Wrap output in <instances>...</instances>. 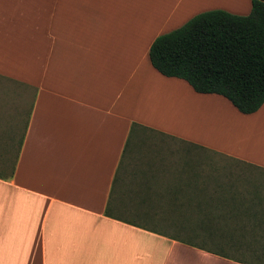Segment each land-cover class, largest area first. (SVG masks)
Masks as SVG:
<instances>
[{
    "label": "crops",
    "instance_id": "1",
    "mask_svg": "<svg viewBox=\"0 0 264 264\" xmlns=\"http://www.w3.org/2000/svg\"><path fill=\"white\" fill-rule=\"evenodd\" d=\"M211 9L251 0H0V264H244L163 230L264 198V103L241 113L149 60Z\"/></svg>",
    "mask_w": 264,
    "mask_h": 264
},
{
    "label": "trees",
    "instance_id": "2",
    "mask_svg": "<svg viewBox=\"0 0 264 264\" xmlns=\"http://www.w3.org/2000/svg\"><path fill=\"white\" fill-rule=\"evenodd\" d=\"M149 60L161 74L184 79L196 92L222 95L244 114L257 111L264 103V0H251L245 15L223 9L195 14L158 35ZM13 170L12 165L9 176ZM239 198L224 201L262 210L191 212L190 225L177 227L172 238L244 264H264V198Z\"/></svg>",
    "mask_w": 264,
    "mask_h": 264
},
{
    "label": "rangeland",
    "instance_id": "3",
    "mask_svg": "<svg viewBox=\"0 0 264 264\" xmlns=\"http://www.w3.org/2000/svg\"><path fill=\"white\" fill-rule=\"evenodd\" d=\"M17 110V109H16ZM20 129V128H19ZM6 134H8V133H6ZM20 134L21 133H18L17 134V136L19 137L20 136ZM3 143H5V144H7V136L5 137V139H2L1 137H0V146L3 144ZM17 143V142H16ZM1 152V151H0ZM11 163V162H10ZM3 166H5V168L6 169H10V167L12 166V163L11 164H2V163H0V169H2L3 168ZM258 172H261V170H259V169H256V170H250V171H248L247 173H249V174H252V173H258ZM242 177H244V175L243 174H240L238 177H237V180L238 179H240V178H242ZM220 180H224L225 178H224V176L221 174V177H218ZM232 179H234V175H232ZM241 180H238V182H240ZM234 183V182H233ZM255 183V182H254ZM254 191H260V190H258V188H256V189H254ZM244 197H247V196H244ZM251 197V196H250ZM250 197H247V201H249V199L248 198H250ZM234 199H236V200H240V198H239V196L238 195H235L234 196ZM243 204V203H242ZM241 204V205H242ZM259 210H262V207H260V205H258V208H256V207H253L252 206V208L250 209V211L251 212H253V214L254 213H256V212H259ZM229 220V219H228ZM221 222H223V220H221ZM224 222H226V220H224ZM228 223H234V224H238V223H236V222H228ZM161 230V229H160ZM163 230H165V232H167L168 231V233H171V234H175V235H177L178 233H179V230L177 229V228H172V229H163ZM177 233V234H176ZM203 239H205V238H203ZM191 246V245H190ZM227 247V246H226ZM228 248V247H227ZM224 249V251H226V252H228V253H233V250H230V249H225V248H223ZM234 255H239L237 252H234L233 253Z\"/></svg>",
    "mask_w": 264,
    "mask_h": 264
}]
</instances>
